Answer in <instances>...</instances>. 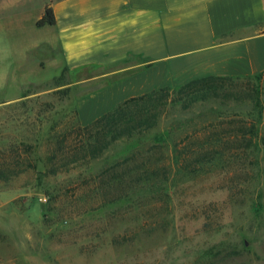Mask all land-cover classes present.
I'll use <instances>...</instances> for the list:
<instances>
[{"label":"rangeland","instance_id":"obj_1","mask_svg":"<svg viewBox=\"0 0 264 264\" xmlns=\"http://www.w3.org/2000/svg\"><path fill=\"white\" fill-rule=\"evenodd\" d=\"M55 1L0 0V16L31 13L10 26L0 17V164L21 171L0 181V264H264V160L231 164L223 176H171L177 199L168 208L160 198L143 209L156 222L95 194L100 165L90 169L88 160L69 158L59 168L67 161L58 142L68 148L82 140L78 101L114 78L93 79L104 71L90 67L63 73L55 85L60 69H35L27 47L52 37L33 14ZM53 167L59 170L51 173ZM233 171L254 176L235 197L232 184L241 174ZM258 191L260 212L249 201Z\"/></svg>","mask_w":264,"mask_h":264},{"label":"crops","instance_id":"obj_2","mask_svg":"<svg viewBox=\"0 0 264 264\" xmlns=\"http://www.w3.org/2000/svg\"><path fill=\"white\" fill-rule=\"evenodd\" d=\"M50 40L26 49L35 69L90 67L113 77L77 103L87 126L118 104L154 90L209 77L264 72V0H57ZM31 13L0 17L11 24ZM60 76V75H59ZM57 76V77H59ZM55 78V77H54Z\"/></svg>","mask_w":264,"mask_h":264},{"label":"trees","instance_id":"obj_3","mask_svg":"<svg viewBox=\"0 0 264 264\" xmlns=\"http://www.w3.org/2000/svg\"><path fill=\"white\" fill-rule=\"evenodd\" d=\"M55 24L49 3L37 27ZM63 73L53 79V84L60 83ZM77 135L82 140L75 147L66 148L63 141L58 142L57 151L62 161H67L60 169L68 166L69 158L73 162L88 160L90 169L100 165L97 185L92 187L95 194L109 196L110 204H120L125 213L132 208L143 212L160 198L168 208L177 199L176 187H169L171 176L197 178L212 171L223 176L231 164L256 167L264 160V72L237 78L209 76L130 98L91 124L79 127ZM59 168L53 167L50 172L56 173ZM228 170L232 172V168ZM18 173L11 165L0 164V181ZM233 174H241V179L232 184L235 197L244 191L241 186L252 184L254 176L249 179L247 172ZM226 188L231 190V185ZM259 193L249 200L257 212L263 211ZM143 216L157 221L150 211H144ZM166 221L162 217V222Z\"/></svg>","mask_w":264,"mask_h":264}]
</instances>
